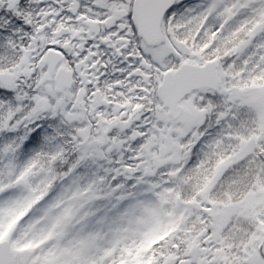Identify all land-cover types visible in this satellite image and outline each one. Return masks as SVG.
Returning a JSON list of instances; mask_svg holds the SVG:
<instances>
[{
    "label": "flooded vegetation",
    "instance_id": "1",
    "mask_svg": "<svg viewBox=\"0 0 264 264\" xmlns=\"http://www.w3.org/2000/svg\"><path fill=\"white\" fill-rule=\"evenodd\" d=\"M135 1L0 0V74L14 77L9 87L0 82V91L11 97L29 81L34 85V98L42 88L51 89L53 118L69 130L73 140L90 141L87 148L84 145L90 161L89 192L95 195L90 205L100 214L106 211L113 216L118 207L124 210L126 201L140 200L143 189L154 185L184 188L191 166L189 154L181 159L185 150L194 154L193 146L200 145L206 136L204 129L210 126H229L234 133L238 99L245 102L250 95L247 90H241L244 96L238 91V78L243 74L238 72L239 51L236 47L228 52L221 45L217 14L198 12L188 0H175L156 29L157 16L136 14ZM145 19L152 28L150 40L138 29L139 21ZM179 70L198 72L199 78L187 75L186 81L194 88L175 102L180 112L174 117L161 94L164 82L168 90ZM258 76L264 83V76ZM170 100L173 104L172 95ZM38 105L43 107L40 117H45L48 104L38 100ZM190 126L202 131L194 135L192 144ZM226 135L222 132L219 141L225 142ZM233 153L232 148L231 159ZM211 172H218L215 164ZM257 174L264 193V176ZM203 231L206 235L201 237ZM208 233L206 229L200 232L202 244ZM242 234L244 239L240 233H230L207 245H196L195 256L173 252L169 264H264V233ZM211 243L217 246L210 249ZM69 255L64 254L67 261ZM111 264L126 263L119 258Z\"/></svg>",
    "mask_w": 264,
    "mask_h": 264
},
{
    "label": "rangeland",
    "instance_id": "2",
    "mask_svg": "<svg viewBox=\"0 0 264 264\" xmlns=\"http://www.w3.org/2000/svg\"><path fill=\"white\" fill-rule=\"evenodd\" d=\"M188 1L195 11L219 16L221 27L218 29L222 37L221 42L232 39L243 31L242 27H245L248 21L253 20L254 24L247 31L248 38L243 47L247 43L249 46L251 44V47L253 45L255 58H260L259 60L264 63V0ZM210 18L217 20L215 16ZM231 49L233 50L234 47ZM231 49L225 50L229 52L232 51ZM247 71L249 74L241 73L242 76L238 78V91L247 90L250 94L245 102L238 99L239 128L235 129L232 136L229 133V126H210L204 129L206 136L200 145L193 146V150L196 149L194 154L191 149L190 152L185 150L183 157L181 156L182 160L186 159L185 156L188 154L190 157L195 156L194 159L190 158L191 166L187 168L189 173V179H186L187 186L166 188L154 185L153 188L143 189L139 191L140 200L129 204L126 201L124 210L118 207L117 215L113 216L106 211L100 214L99 209L90 205V199H95V195L89 192L88 167L84 169L82 175L72 174L64 178L56 190L43 196L46 189L53 188L51 184L56 177L42 172L30 178L28 167L32 165V158H26L17 169L13 168L10 160L6 162L5 174L0 176V240H8L15 253L23 248L32 250V258L37 264L43 260L48 261V264H66L65 262L74 264L69 261L70 258L78 259L79 261H76L78 264H111L119 258L126 264L140 263L142 253L144 256L145 254L144 251L139 252V249H149L153 240L158 237L156 235L158 233H155L157 208L163 203L166 204L165 213L176 216L169 225V228L174 229L169 237L171 239L169 243L172 245L171 253L164 256L161 264H169L170 255L173 256L175 248L179 249L180 253H191L195 251L196 245L201 247L216 238H222L236 230L241 231L240 228L243 227L240 222L243 216L251 219L256 217L257 228L253 233H264V193L259 192L255 197L253 194H247L236 204L227 202L217 204L212 200L213 194L216 195L219 188L223 187L219 186L220 183L237 184V177L249 180L247 178L250 174L249 168V171L239 173L240 166L235 165L239 158L249 163L257 153L254 149L258 147H261L264 153L262 147L264 135L258 132V129L264 132L262 126L264 125V83L260 82L258 76H264V68L250 66ZM247 81L256 84H248ZM52 95L50 88H42V93L33 98L32 106H27L28 110L23 111L25 118L21 123L28 127L32 124L31 129L39 125L43 107L38 105V100H41L43 105L48 104L47 112L52 115L53 109L50 108L54 101ZM246 113L249 114L247 118L252 116L256 120V128L250 134L247 131L249 125L244 124L245 119L241 118V115ZM4 128L14 130L12 125H5ZM222 132L227 134L224 138L225 142L219 141ZM189 133H191L189 137L192 138L189 142L192 144L193 139L202 131L196 126H190ZM77 143L86 145L90 144V141L78 139ZM20 147L21 144L15 151L20 150ZM87 147L88 145L85 148ZM232 148L234 159L230 157ZM4 149L10 151L8 145ZM209 158L211 162L205 164V160ZM185 164L188 165L186 160ZM214 164L218 172H211ZM231 167L236 168L232 171L225 170ZM206 177L209 178V182L204 181ZM94 192L98 191L94 190ZM142 192L149 197H142ZM205 229L209 230V233L202 244L203 241L201 242L202 239H198V236ZM78 243L79 246L76 245ZM215 246L217 245L211 243L209 248ZM66 252L70 254L68 261L64 258Z\"/></svg>",
    "mask_w": 264,
    "mask_h": 264
},
{
    "label": "trees",
    "instance_id": "3",
    "mask_svg": "<svg viewBox=\"0 0 264 264\" xmlns=\"http://www.w3.org/2000/svg\"><path fill=\"white\" fill-rule=\"evenodd\" d=\"M247 23H249V21ZM246 24L245 27H242L243 31L235 35L234 41L226 40L221 42V45L224 49H231L232 47L238 48V72L249 74L247 70L250 66H259L263 69L264 63L258 58H255L252 48L253 45L251 47V44L249 46L247 43L243 47L244 42L247 40V31L252 27L254 21L249 26H246ZM33 88V82L29 81L28 83L23 82L20 89L15 90L11 97L7 91H0V176L5 174L6 162L8 163V161L12 160L13 168L17 169L26 158H32V165L28 167L30 178L42 172L53 174L56 177L51 184L53 188L46 189L43 195L47 196L50 191L57 189L64 178L72 174L76 176H78V174L82 175V172L87 168L90 161L86 156L84 145H79L77 141L73 140L69 130H67L56 118H53L52 115L47 114L45 117H40V123L39 125L36 124L38 126H34V129H31L33 127L32 124L28 127L26 124L21 123V120L25 118V115L22 114L23 111L27 109V106L31 107L33 104L32 100L35 95L32 91ZM241 118L245 119L243 120L244 124L249 125L247 129L248 133H253L256 128V120L250 121L246 114H242ZM10 124L14 127V130L4 128L5 125ZM242 124L240 126H242ZM237 128H239V121H237L235 125V129ZM229 130L232 133L234 131L232 129ZM258 132H261L260 129H258ZM20 144V150L15 151ZM6 145H8L10 151L4 149ZM60 148H62V151H60ZM254 150H256L257 153L252 157L249 163L242 158H239L236 163L241 169L239 173L249 171L248 168L252 170V174H250V176H252L251 179L253 180L254 178L252 187H250L249 180L243 177H237V184H235V182L232 185L220 183L219 186L223 187L219 188L216 195L213 194L212 200L215 203L227 202L236 204L241 202L249 192H251L254 197L257 196V193H262L263 189L258 185L256 176L258 175L257 173H262L264 176V153L261 147L255 148ZM259 150L261 152H259ZM191 159H194V157L191 156ZM247 163L248 167L246 168ZM247 178L249 179V176ZM220 179L221 177L218 181ZM210 191L211 189L209 192ZM208 205L210 204L208 203ZM165 206L166 204L163 203L161 207L157 208L158 214L155 222L157 229L155 233H158L156 234L158 237L156 240H153V244L149 249L139 250L141 253L144 251L145 254L144 256L142 253L143 257L140 264H154L155 261L161 264L164 260V256L171 253L172 245L169 243V240H171L169 237H171L170 233H172L174 229L173 227L169 228V225L176 215L165 213ZM240 223L243 227L240 228L241 231L236 230L233 233H240L243 239L244 234L242 233H253L257 228L256 217L251 219L243 216ZM234 240L238 239L235 238ZM244 247H246L245 243L242 249ZM161 251L164 253H161Z\"/></svg>",
    "mask_w": 264,
    "mask_h": 264
},
{
    "label": "water",
    "instance_id": "4",
    "mask_svg": "<svg viewBox=\"0 0 264 264\" xmlns=\"http://www.w3.org/2000/svg\"><path fill=\"white\" fill-rule=\"evenodd\" d=\"M175 2V0H136L134 4V8L136 9L137 13L142 16H150L156 15L157 16V25L156 29L159 28V21L162 14ZM143 6V7H142ZM146 6V7H145ZM147 7H150L149 9ZM147 20L139 21L138 29L143 35L144 38L150 40L152 39L151 30L152 28H149V26L146 24H149ZM145 23V24H144ZM151 27V26H150ZM176 75V76H175ZM174 79L170 82L168 90H166L167 83L162 85L163 93L161 94L164 97V102L169 104H166L169 106L170 110L173 111L174 117H176L180 112V107L175 105V102H178L179 98L187 94L190 90L194 88L193 83L188 84L186 81L187 75H189L191 78H196L198 80L199 75L198 72L193 73H185L183 70L177 71L175 74ZM186 81V82H185ZM0 82L4 86H11L14 83V77L8 74H0ZM197 82V81H196ZM196 84V83H195ZM164 93H168V97L164 95ZM173 97V104L171 103L172 100H170V96ZM242 96H244V93H241ZM166 97V98H165ZM177 98V99H176ZM206 235V232L203 231L201 233V237H204ZM177 253V251H175ZM194 253V256L196 255L197 251H193L191 254ZM33 252L29 249H24L19 252L18 255H16L10 248L8 241H2L0 242V264H36L34 260H32ZM157 264V263H155ZM178 264H185V262H179Z\"/></svg>",
    "mask_w": 264,
    "mask_h": 264
}]
</instances>
